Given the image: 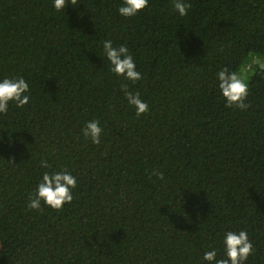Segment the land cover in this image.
Instances as JSON below:
<instances>
[{"label":"trees","instance_id":"1","mask_svg":"<svg viewBox=\"0 0 264 264\" xmlns=\"http://www.w3.org/2000/svg\"><path fill=\"white\" fill-rule=\"evenodd\" d=\"M185 2L183 17L149 0L129 18L123 0H0V81L30 86L27 106L0 113V264H209L240 230L255 249L245 264H264V0ZM108 39L140 81L110 71ZM223 67L248 71L247 110L225 106ZM93 119L99 145L82 131ZM64 169L73 201L29 209L43 173Z\"/></svg>","mask_w":264,"mask_h":264},{"label":"clouds","instance_id":"2","mask_svg":"<svg viewBox=\"0 0 264 264\" xmlns=\"http://www.w3.org/2000/svg\"><path fill=\"white\" fill-rule=\"evenodd\" d=\"M68 3L76 6L78 0H54L53 6L56 11H61ZM148 5L149 0H123L118 11L120 15L130 18L143 11ZM191 7V3H187L185 0H173V8L181 17L186 16ZM103 51L110 62L112 73L133 83L143 78L142 74L137 71L133 56L126 46L114 47L113 41L108 39L103 41ZM260 68L264 70V64H261ZM217 79L221 94L226 100V107H235L240 110H247L250 107V103H246L249 95V83L237 71L223 67L218 71ZM120 87L129 105L135 108L137 118L149 112V105L141 99L139 92L130 91L127 83H122ZM29 93L30 86L22 76L11 79L4 78L0 81V113L7 114L10 102H14L17 108L27 106L30 101ZM100 123V120L93 119L87 122L82 130L84 137L96 145L100 144L103 132ZM40 167L48 169L51 168V165L47 159H41ZM152 175L158 179H164V173L161 171H153ZM76 187L77 179L67 169L52 173L46 171L43 173L35 193L29 196L28 208L41 210L43 202L53 210L62 211L65 204H70L73 201V189ZM223 243L225 246L224 257L217 258V250L213 249L205 252L203 259L209 264H245L248 257L255 251L245 230L226 232Z\"/></svg>","mask_w":264,"mask_h":264},{"label":"rangeland","instance_id":"3","mask_svg":"<svg viewBox=\"0 0 264 264\" xmlns=\"http://www.w3.org/2000/svg\"><path fill=\"white\" fill-rule=\"evenodd\" d=\"M247 72H248V71H247ZM247 72H246V71L243 72V73L241 74V76L244 78V76L248 74Z\"/></svg>","mask_w":264,"mask_h":264}]
</instances>
